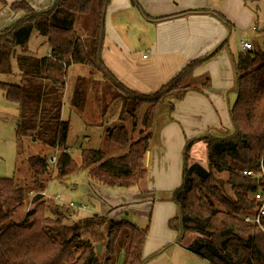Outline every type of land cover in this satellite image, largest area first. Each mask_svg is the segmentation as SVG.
<instances>
[{
	"label": "trees",
	"instance_id": "16d2710c",
	"mask_svg": "<svg viewBox=\"0 0 264 264\" xmlns=\"http://www.w3.org/2000/svg\"><path fill=\"white\" fill-rule=\"evenodd\" d=\"M110 2L55 0L48 9L36 10L26 0L12 4L0 0V5L21 13L15 23L0 31V73L12 74V61L19 70L18 83H0L6 99L19 106L17 137L58 150L55 166L49 164L51 156L37 154L27 159L33 174L31 185L0 179V264H117L121 253L122 264H146L143 251L149 226L140 228L96 213L81 216L82 211L54 198L44 199L41 194L46 183L42 177L55 167L56 179L63 185L82 173L95 184L113 190L142 184L147 177L152 129L161 107L166 104L172 111L174 102L183 100L188 92L204 93L210 79L196 80L194 70L216 57L228 40L188 63L155 93L143 95L125 87L102 60ZM130 2L141 10L137 0ZM189 14L212 15L231 28L222 13L205 8L152 20ZM34 31L47 39L49 55L37 57L27 50ZM233 62L232 92L237 97L229 109L232 130L220 128L186 142L182 182L171 195L177 214L169 227L178 232L179 244L188 233L195 234L187 250L211 264H264V218L261 226L244 220L259 204L255 193L264 189V53L241 51ZM75 65L89 72L69 83ZM96 81L106 84L109 92H117L122 107L120 123L106 132L126 152L109 157L101 150L84 149L77 162L68 150L70 120L62 116L65 92L72 86L73 109L82 113L93 99ZM142 111L147 133L140 131L141 136L133 141L124 116L136 126ZM200 142L207 148V167L190 162V151ZM245 170L255 176L244 175ZM32 191L38 193L33 207L22 220L15 221ZM98 244L103 246L99 254Z\"/></svg>",
	"mask_w": 264,
	"mask_h": 264
},
{
	"label": "crops",
	"instance_id": "0c3cea01",
	"mask_svg": "<svg viewBox=\"0 0 264 264\" xmlns=\"http://www.w3.org/2000/svg\"><path fill=\"white\" fill-rule=\"evenodd\" d=\"M5 1L12 4L19 0ZM26 1L36 10H46L55 0ZM137 2L141 10L132 6L130 0H111L102 50V60L108 70L125 87L137 93H155L191 61L209 54L226 39L228 45L216 57L194 70V78L202 80L208 77L210 87L204 93L188 92L183 100L174 102L172 111L170 108L163 111L165 118L163 114L159 115L157 120L162 123L157 126L150 141L149 158L146 159L147 177L142 184L130 189L113 190L95 184L85 175L79 187L83 202L78 204L88 209L91 206L94 209L92 214L115 220H122L121 216L125 214L150 219L144 257L166 249L150 264H186L189 254L194 257L193 263L198 264L196 258L205 259L186 248L194 239L179 244L178 232L169 227L176 214L175 205L169 200L182 182L186 142L209 131L232 128L229 109L237 97L232 92L235 81L233 59L243 51L241 43L244 39H248L253 45L252 50L256 51L252 39L246 37L248 33H254V37L260 40L264 37V0H247L246 4L243 0ZM195 8L222 13L231 28L208 14H189L160 22L152 20ZM20 15L12 12L9 6L0 5V31L15 23ZM27 50L37 57L51 52L47 39L36 31L32 32ZM84 68L87 69L75 65L71 70L79 72ZM82 72L77 76H83ZM125 152L126 148L123 149ZM67 184L72 188L75 186Z\"/></svg>",
	"mask_w": 264,
	"mask_h": 264
},
{
	"label": "rangeland",
	"instance_id": "374dc122",
	"mask_svg": "<svg viewBox=\"0 0 264 264\" xmlns=\"http://www.w3.org/2000/svg\"><path fill=\"white\" fill-rule=\"evenodd\" d=\"M214 1L221 2V0ZM247 36L250 37V39H252V41L254 42L255 49L264 53V37L261 40L257 39L254 37V33H248L246 37ZM18 71L19 70L17 68V65L12 61V74L0 73V83H18ZM81 72L84 75H87L89 70H85V68L81 69L79 72L78 70H71L68 76V80L71 77L69 83H71V81L73 82L77 74H81ZM95 84L97 89L92 90V92L94 93L93 99L91 100V102H88V107L83 112V114L73 109L71 90L72 86H69L65 92V112L63 113V119L70 120L71 124L68 141L70 149L68 150H70L69 152L77 162H80L81 152L84 149L101 150L109 157H117L124 154L123 149L125 147L112 142L108 138L106 132L108 127L112 128L120 123V114L122 107L120 100L116 98L117 92L113 89H111L109 92L106 89V84L104 83L99 84L96 81ZM167 109L169 110V107L166 104L163 105L160 109V114H163L164 118L166 114L163 111H166ZM124 117L125 118L123 123L131 134V140H137L141 136L140 131H144L143 134L147 133V131L144 129V126L142 125L143 111L138 115L136 126H133L132 119L127 115ZM158 117L154 122V126L152 129L153 133L154 131H156L157 126L162 123V121L157 120ZM18 120L19 106L8 101L5 97L4 91L0 87V179H14L20 182L22 185H31L33 183V174L29 169L27 159L37 154L45 155L49 158L54 154L55 150H53V148L43 146L39 143L32 142L28 137H22L19 139L16 134ZM231 130L232 128L229 129V131ZM190 162H197L202 166L207 167V148L204 143L200 142L195 146V148L191 149ZM85 175L87 176L86 173L71 176L68 182L75 185L72 188L68 184H66L65 186L59 183V181L56 179L55 167H50L49 175L42 177L43 181H45L46 183L44 191V193L46 194L41 195L44 199H53V197L60 195L58 201L65 204H69L68 202L71 201L76 204L83 202L81 200L79 187ZM220 178H222V175H220ZM37 194L38 193L33 191L29 193L26 205L17 214V216L15 217V221L22 220L25 213L33 207L32 200ZM169 201L172 202L171 198ZM175 210L177 214L176 205ZM93 211L94 209L90 206L89 209L82 211L79 215H90V213L92 214ZM121 218H123L122 220L131 222L140 228H147L149 226L150 230V219L145 220L135 214H125L124 216H121ZM195 237V234L188 233L183 243H189ZM100 245L102 249L103 246L102 244ZM165 251L166 249H163L162 251H157L152 254L146 255V257H144L145 259H147L146 264H150L152 260L159 258L162 254L165 253ZM167 254L170 255V251H168ZM196 259L198 261V264H208V262L205 260H200L198 258ZM193 261L194 257L189 254L186 264H194ZM122 262L123 253L119 255L117 264H122Z\"/></svg>",
	"mask_w": 264,
	"mask_h": 264
},
{
	"label": "built area",
	"instance_id": "2783aa9c",
	"mask_svg": "<svg viewBox=\"0 0 264 264\" xmlns=\"http://www.w3.org/2000/svg\"><path fill=\"white\" fill-rule=\"evenodd\" d=\"M241 47L243 51H251L253 49V45L249 40H244L241 43ZM57 154H58V150H56L54 152V154L50 157L49 159V164L51 166H55L56 162H57ZM262 176H264V168L262 167ZM243 174L246 176H250V177H254L255 174L252 171L249 170H245L243 171ZM46 193H42V195H45ZM56 201H58V199L60 198V195H57L55 197H53ZM255 199L258 201V205L256 210L251 213V214H246L244 216V220L245 222L249 223V224H253L256 226H261L262 225V220L264 218V189H259L256 193H255ZM59 202V201H58ZM62 203V202H60ZM69 204H66L74 209H77L78 211H85L87 210V206H83V205H77L73 202H68ZM65 204V203H63Z\"/></svg>",
	"mask_w": 264,
	"mask_h": 264
},
{
	"label": "water",
	"instance_id": "95a60500",
	"mask_svg": "<svg viewBox=\"0 0 264 264\" xmlns=\"http://www.w3.org/2000/svg\"><path fill=\"white\" fill-rule=\"evenodd\" d=\"M148 158H149V153H147V157H146V159L148 160ZM96 248H97V253L99 254V253L101 252V245L98 244V245L96 246Z\"/></svg>",
	"mask_w": 264,
	"mask_h": 264
}]
</instances>
